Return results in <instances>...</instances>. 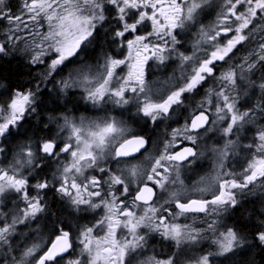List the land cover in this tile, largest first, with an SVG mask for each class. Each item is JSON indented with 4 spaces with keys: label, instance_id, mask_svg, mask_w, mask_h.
<instances>
[{
    "label": "snow or ice",
    "instance_id": "obj_1",
    "mask_svg": "<svg viewBox=\"0 0 264 264\" xmlns=\"http://www.w3.org/2000/svg\"><path fill=\"white\" fill-rule=\"evenodd\" d=\"M10 56L36 75H0V264L264 252V0H0Z\"/></svg>",
    "mask_w": 264,
    "mask_h": 264
},
{
    "label": "trees",
    "instance_id": "obj_2",
    "mask_svg": "<svg viewBox=\"0 0 264 264\" xmlns=\"http://www.w3.org/2000/svg\"><path fill=\"white\" fill-rule=\"evenodd\" d=\"M12 2L17 3L18 0H12ZM29 71H32V70L26 66V61H23L20 58H15V61L10 60L8 62H4V63L0 64V73L2 74L3 77L7 78L6 82L12 83V84H16L18 82H26V81L30 80L31 77L28 76ZM34 73H35V71H32V76H34ZM166 73L170 75L171 70L170 69H160L159 75L162 78H164ZM49 88H51V85H49ZM46 96H47V93H45V97ZM48 107L52 108V107H54V105L52 103H49ZM72 107L73 106L70 104L69 108H72ZM86 108H88L87 105L85 106V109ZM83 109L80 108L78 114L80 113V110H83ZM89 110H88V112H89ZM158 130H160V129H158ZM150 131H151V129H150ZM248 214H255V213L250 211ZM248 214L244 217V219H247ZM241 218H243V217H241L239 215L236 216L237 221H239ZM232 221L235 222L236 220H232ZM21 228L23 229L22 226H21ZM23 230L28 231L27 229H23ZM29 235H31V232H29ZM154 247H155L156 252H158V253H165L166 251H169L168 249L163 247L159 242H157ZM230 264H264V252H262L261 249H259V248H255L247 256H244V255L235 256L233 258V260L230 262Z\"/></svg>",
    "mask_w": 264,
    "mask_h": 264
},
{
    "label": "flooded vegetation",
    "instance_id": "obj_3",
    "mask_svg": "<svg viewBox=\"0 0 264 264\" xmlns=\"http://www.w3.org/2000/svg\"><path fill=\"white\" fill-rule=\"evenodd\" d=\"M213 19V17L212 16H209L208 17V19L205 21L206 23H210L211 22V20ZM186 39L188 40V44H186L185 46H190V44H191V42H192V39H194V34H193V36L192 37H186ZM153 72L155 73V75H154V77L153 78H161L162 79V77L159 75L160 74V69L159 68H156V67H154L153 68ZM85 106L86 105H84L83 103H81L80 105H79V109L80 108H84L83 110H80V113L79 114H85L86 112L88 113V114H91V113H94L91 109L89 110V112L88 111H85ZM149 131H150V129H149ZM163 131V128H161L160 130H157V132L158 133H160V132H162ZM211 163H212V161H211V159L209 158L208 159V157L205 159V161L203 162V163H201L202 165H200V167H202V168H200V167H198V171H197V173L193 176V177H196V176H198V175H202V173H203V169L204 168H209V169H211ZM234 163V162H233ZM234 166L235 167H239V165L238 164H235L234 163ZM192 177V178H193ZM48 199H49V201L50 202H52L53 203V207H52V212L54 213V215H53V219H56V217L57 216H59V210H60V203H59V201H57L56 200V198H55V196L54 195H49V197H48ZM246 200L247 201H258V199H255V198H253V196L252 195H248L247 197H246ZM258 202L257 203H255V204H252V203H245L244 204V208L246 209V211L244 212V213H236V216L237 215H239V216H241V217H245L250 211H252L253 213H254V209L255 210H259V207H258ZM43 226H44V221H41V225H40V227L41 228H43ZM23 227V226H22Z\"/></svg>",
    "mask_w": 264,
    "mask_h": 264
},
{
    "label": "rangeland",
    "instance_id": "obj_4",
    "mask_svg": "<svg viewBox=\"0 0 264 264\" xmlns=\"http://www.w3.org/2000/svg\"><path fill=\"white\" fill-rule=\"evenodd\" d=\"M15 58H19V57H16V56L5 57V58H3V59L0 60V64H1V63H4V62H8V61H10V60H14V61H15ZM20 59H21V58H20ZM22 60H23V59H22ZM23 61H25V60H23ZM0 75H2V74L0 73ZM35 75H36V72L34 73V76H35ZM83 114H84V113H83ZM93 114H94V113H91V114L85 113V115H93ZM209 136H212V137H213L211 140H207V137L205 138L209 144H213V143H215L218 139H220L218 135H213L212 133H209ZM206 158H207V157H206ZM206 158H205V159H206ZM205 159H204L203 161L200 162V165H202L201 163H203V162L205 161ZM208 159H209V157H208ZM200 165H199V167H200ZM193 168H194L193 171H188V172L186 173V182H193V183H194V182L199 178V176H201V175H198V176H196V177H193V176L197 173V171H198V167H197V166H193ZM200 168H202V167H200ZM210 171H211V169H209V168H204V169H203V173H202V175H205V174H207V173L210 172ZM192 177H193V178H192ZM252 196H253V198L258 199V197H259V192H257L256 194H254V195H252ZM258 204H259V202H258ZM258 207L260 208V204L258 205ZM181 220H182V222H183V218H181ZM235 220L237 221V219H235ZM236 221H235V222H236ZM225 222L228 223L230 226H231L232 224L235 223L234 221H232L231 219H228L227 217H225ZM204 247L207 248V245H205ZM219 259H220V260H223L224 258H219Z\"/></svg>",
    "mask_w": 264,
    "mask_h": 264
}]
</instances>
